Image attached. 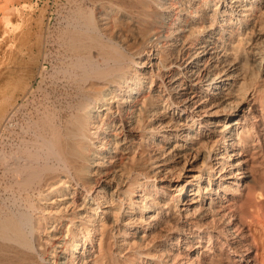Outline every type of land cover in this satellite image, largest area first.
I'll return each instance as SVG.
<instances>
[{
    "label": "bare ground",
    "instance_id": "obj_1",
    "mask_svg": "<svg viewBox=\"0 0 264 264\" xmlns=\"http://www.w3.org/2000/svg\"><path fill=\"white\" fill-rule=\"evenodd\" d=\"M70 3L0 89V264H264V0Z\"/></svg>",
    "mask_w": 264,
    "mask_h": 264
},
{
    "label": "rangeland",
    "instance_id": "obj_2",
    "mask_svg": "<svg viewBox=\"0 0 264 264\" xmlns=\"http://www.w3.org/2000/svg\"><path fill=\"white\" fill-rule=\"evenodd\" d=\"M71 1L73 0H0V89L5 87L7 93H10L13 88L9 89V84H23L28 76L38 74L42 64L45 71L49 72L59 62L61 56L58 32L65 23ZM5 2L11 20L6 33L3 32L2 16L5 11L2 4ZM38 81L39 76H36L34 86ZM44 86L52 94L65 90L62 80L53 82L47 79ZM40 90L42 89L35 90L37 100L43 95V90Z\"/></svg>",
    "mask_w": 264,
    "mask_h": 264
}]
</instances>
